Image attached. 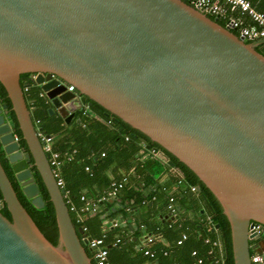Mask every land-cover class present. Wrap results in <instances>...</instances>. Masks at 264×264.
I'll list each match as a JSON object with an SVG mask.
<instances>
[{
	"label": "water",
	"instance_id": "95a60500",
	"mask_svg": "<svg viewBox=\"0 0 264 264\" xmlns=\"http://www.w3.org/2000/svg\"><path fill=\"white\" fill-rule=\"evenodd\" d=\"M263 42L247 41L185 0H0V83L27 149L1 113L6 103L0 145L22 193L41 208L36 167L58 231L54 245L0 161L10 214L0 211V264H93L84 246L91 237L74 225L32 121L20 84L29 72L65 123L94 101L192 170L228 220L233 264H252L251 252L263 250L249 230L264 226V54L256 49Z\"/></svg>",
	"mask_w": 264,
	"mask_h": 264
},
{
	"label": "trees",
	"instance_id": "16d2710c",
	"mask_svg": "<svg viewBox=\"0 0 264 264\" xmlns=\"http://www.w3.org/2000/svg\"><path fill=\"white\" fill-rule=\"evenodd\" d=\"M250 1L255 7L253 0ZM257 10L264 12V9ZM226 14L241 18L244 24H249L246 19L248 17L241 15L238 9L232 10L227 6ZM209 16L211 18L216 17L210 14ZM217 22L223 26L226 25L225 19L221 17H217ZM232 31L238 34L236 30ZM256 49L264 54L262 44L257 45ZM26 74L23 73L22 75ZM25 88L24 97L28 108L31 110L32 121L38 129L53 136V150L60 154L75 150L71 159H63L59 166V173L64 181L65 201L68 207H75L69 212L76 227H85L84 231L91 238H103L107 246L109 261L115 264H135L137 261L135 255H142L144 249L149 248L153 251V257L157 258L159 264H175V262H188L190 258L187 259V257L195 249L204 261L208 260L209 262L212 259L219 261L222 251L223 264H233L230 227L221 205L212 192L185 164L159 144L152 142L139 130L124 122L117 124L113 115L94 101L86 108L76 110L74 117L65 123L64 118L56 112L49 113L50 101L42 94L39 86L29 85ZM0 100L7 104L13 132L18 138L20 147L27 149L15 113L11 109L10 100L1 83ZM37 120L38 123H36ZM142 139L146 142L143 143ZM146 144H149L148 149L156 148L167 159L174 162V167L180 174L178 178L188 188L191 186L198 187L196 190L200 198L207 207L209 205L207 213L210 215L213 224H219L216 231H211L210 225L204 219L198 223L187 220V218L183 220L178 218L171 222L158 220L157 216L163 218L168 213L169 197H173L176 202L177 194L175 192L169 193L165 185L157 183V178L167 168L166 162L152 155L139 157L141 150H148ZM0 161L23 206L46 238L57 245L58 231L54 208L36 167L32 166L31 171L37 183L39 194L44 201L41 208L33 206L30 200L24 196L15 178L16 170L12 168V164L3 156V153H0ZM86 166H88V170H85ZM106 170L112 172L114 178L118 180L125 179L123 186L115 196L119 201L120 208L110 214H106L102 204L99 203V198L105 195V190L114 181L108 179ZM156 183L157 186L146 192L147 188L153 187ZM102 188L105 189L102 191ZM81 196H84L86 201L96 202L97 211L91 213L90 210L85 209V202L80 199ZM198 198L196 202L199 205L200 198ZM103 202L108 204V198ZM193 205L192 208L194 209L195 203ZM144 207H149L148 211H145ZM176 207L179 208L178 205ZM135 208H137V212H135ZM0 211L10 219L1 193ZM109 217L112 219L120 217L124 220V224L107 226ZM196 224L199 225L198 228ZM196 229L201 230V238H199ZM182 233H186L187 238L182 244L177 245L176 240L180 238ZM146 234H150L152 241H144L142 249L135 251L138 240ZM205 238L220 239L222 242L221 251L212 247L210 243H205ZM163 241H168V245L163 244ZM84 246L90 256L88 245ZM165 250L166 253L164 254ZM142 256L144 257V255Z\"/></svg>",
	"mask_w": 264,
	"mask_h": 264
},
{
	"label": "built area",
	"instance_id": "2783aa9c",
	"mask_svg": "<svg viewBox=\"0 0 264 264\" xmlns=\"http://www.w3.org/2000/svg\"><path fill=\"white\" fill-rule=\"evenodd\" d=\"M189 4L197 7L202 12H205L206 14L215 15L216 17H221L225 19L226 26H228L231 30H236L238 32L237 35L242 36L247 41H255L258 39H264V12L257 10L251 3L250 0H185ZM227 6L230 7V9H238L240 11L241 15H246L250 22L249 24H244L243 20L241 18L233 17V16H227ZM264 46V42L261 43ZM68 90H74L73 85L67 86ZM87 107V106H86ZM38 123V120L36 121ZM36 127L38 138L41 142L42 148L45 151V153L48 155V161L51 166V170L53 175L56 178V183L59 186V188H64V181L59 173V166L63 159L70 160L72 157V153L75 151H65L63 154H60L58 151L53 150L52 143H53V136L41 131L40 129ZM127 139V137H126ZM148 149V148H147ZM103 155V153H102ZM145 155L149 156H155L159 158L160 160L166 162L167 158L166 156L158 149L156 148H150L145 151ZM88 166L85 167V170H88ZM125 179L121 180H115L110 183V185L105 190V195L101 196L99 198V203L103 202L105 199L114 198L119 189L123 186ZM190 189L192 191H195L197 188L194 186H191ZM64 198H65V191H64ZM85 202L84 208L91 211V213H94L97 211V204L94 201H86L84 196H81L80 198ZM69 210H74V206L68 207ZM168 213L170 216L177 215V207L174 203V198L169 197V203L167 205ZM207 223L210 225V227L213 225V222L210 218V215H208L206 219ZM117 221L113 222V225H117ZM83 230L86 228L83 227ZM251 234L253 235L251 237V243L254 245H258V242L264 241V226L261 225L258 222H253L251 224V227L249 228ZM146 236L143 241L151 242L152 237L150 234L144 235ZM143 237V236H142ZM187 238L186 233H182L180 238L176 240V244L180 245L182 242ZM206 243H210L212 247L217 248L221 251L222 249V242L220 239H209L205 238ZM89 249H90V257L93 262V264H115L108 259V250L107 246L104 243V240L102 237H95L90 238V240L87 243ZM210 252V251H209ZM166 253V250L164 251V254ZM144 254L153 256V251H151L149 248L144 249ZM191 255L194 257L192 261L187 263H179V264H203L204 259L200 257L197 254V251L194 249L191 251ZM222 251L220 252V258H219V264H223L222 260ZM250 260L252 264H264V249L260 252L257 250H254L251 252Z\"/></svg>",
	"mask_w": 264,
	"mask_h": 264
},
{
	"label": "crops",
	"instance_id": "0c3cea01",
	"mask_svg": "<svg viewBox=\"0 0 264 264\" xmlns=\"http://www.w3.org/2000/svg\"><path fill=\"white\" fill-rule=\"evenodd\" d=\"M253 3L255 5V8L260 9V10L264 9V0H253ZM246 19L250 23L249 18H246ZM145 151L146 150H144V151L141 150L140 154H139V157H145L146 156L145 155ZM106 174L109 177L108 179H110V181L118 180L117 178H114L112 172L106 170ZM178 176L179 175L177 174V169L175 167H172V168H166L165 171L163 172V174H161L157 178V183L160 184V185H165L166 188L168 189L169 193H174L175 192L177 194V200H176V202L174 201V203H175V205H178V207H179L178 208L179 211L177 212V215L173 216L172 220L167 221L166 219H163L160 216H157L158 220H160V221H165L166 220L167 222H171V221H174V220H176L178 218H180L181 220L187 218V220H193L196 223L202 221L203 219L206 221V219L208 217V213H207V208L208 207L206 206V204L204 203L202 198H200L198 191L197 190L196 191H192L190 188L187 187L186 184H184V183H182L180 181V178H178ZM157 183L154 184L153 187L147 188L146 192L151 191L155 186H157ZM104 189L102 188V191ZM98 192H100V190H98ZM191 193L196 194V196L200 198L199 205L196 202L197 198H193L191 196ZM193 203H195V208L194 209L192 208V207H194ZM100 204H102V208L104 209L106 214H110L111 212H113V211L117 210L118 208H120L119 201L115 197L113 198V202H111V204H110V202L108 204L104 203V202H100ZM106 208H107V211H106ZM111 208H114V209L113 210H109ZM144 208H145L144 209L145 211H148L149 207L148 208L144 207ZM135 212H137V208H135ZM108 221H109V223L107 224V226H110V227L114 226L113 225L114 221H117L118 224H124V220L122 218H120V217L113 218V219H112V217H109ZM198 226L199 225L196 224L197 228H198ZM216 230L217 229H215V231ZM196 231L199 234V238H201L202 237L201 230H197L196 229ZM143 242L144 241L142 239L138 240V242H137V244L135 246V251L138 250V249L139 250L142 249ZM163 244L168 245V241H163ZM258 248L264 249V243H262V241L258 242L257 249ZM142 255H144V257ZM142 255H138V256L135 255V259H137L135 264H159V261L157 260L156 257L149 256V255H146L144 253ZM176 257H178V256H176ZM179 258H180V256H179ZM189 258H190V260L188 262L193 260V256L191 254L187 257V259H189ZM180 263H187V262H180ZM209 263L218 264V260L217 259H212L211 262H209L208 260H205L203 264H209ZM175 264H179V262H175Z\"/></svg>",
	"mask_w": 264,
	"mask_h": 264
},
{
	"label": "flooded vegetation",
	"instance_id": "af4514ba",
	"mask_svg": "<svg viewBox=\"0 0 264 264\" xmlns=\"http://www.w3.org/2000/svg\"><path fill=\"white\" fill-rule=\"evenodd\" d=\"M36 75V73H33V72H29V73H27L26 75H20V84L23 86V91H25V86H24V84L26 83V82H28L29 83V85H31V86H35V85H37V86H39L38 84H35L34 82H33V78H34V76ZM42 94L45 96V94H44V92L42 91ZM46 97V96H45ZM47 98V97H46ZM0 103L2 104V103H5V102H3L2 100H0ZM50 104H51V102H50ZM51 106H52V104H51ZM50 106V107H51ZM53 107V106H52ZM54 108V107H53ZM5 109H3V111H2V114L6 117V121L11 125V127H12V124H11V122H10V115H9V112H8V109H6L7 110V112L6 113H4L5 111H4ZM54 112H56L57 113V110L54 108ZM58 114V113H57ZM0 153H3V156H5V158H7V155L3 152V149H2V146L0 145Z\"/></svg>",
	"mask_w": 264,
	"mask_h": 264
},
{
	"label": "rangeland",
	"instance_id": "374dc122",
	"mask_svg": "<svg viewBox=\"0 0 264 264\" xmlns=\"http://www.w3.org/2000/svg\"><path fill=\"white\" fill-rule=\"evenodd\" d=\"M263 242V241H262Z\"/></svg>",
	"mask_w": 264,
	"mask_h": 264
}]
</instances>
